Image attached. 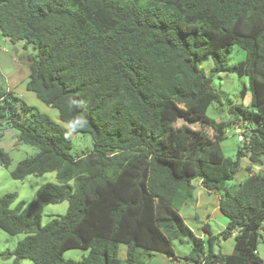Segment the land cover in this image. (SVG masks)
I'll use <instances>...</instances> for the list:
<instances>
[{
    "label": "trees",
    "instance_id": "1",
    "mask_svg": "<svg viewBox=\"0 0 264 264\" xmlns=\"http://www.w3.org/2000/svg\"><path fill=\"white\" fill-rule=\"evenodd\" d=\"M153 1L0 0L3 37L36 52L27 57V89L57 109L62 123L0 90V131L15 130L38 149L12 178L58 177L32 203L14 207L17 194L0 196V228L26 235L14 252L1 253L13 264H148L156 254L174 264L181 258L172 242L183 238L193 246L189 264H264V170H252L264 166V0ZM233 46L247 53L235 70L250 79L252 93V109L239 105L232 122L251 127L236 160L221 146L232 123L207 116L221 96L199 65L210 57L215 73L223 72ZM180 119L186 123L176 127ZM196 120L201 129L189 125ZM71 132L91 135L94 149L71 155ZM244 160L249 176L234 189ZM11 163L0 148V167ZM197 179L220 194L229 221L218 235L205 224L206 239L180 214L194 201ZM66 201L67 214L42 226L43 204ZM234 234V252L217 253ZM72 249L89 255L64 260Z\"/></svg>",
    "mask_w": 264,
    "mask_h": 264
},
{
    "label": "rangeland",
    "instance_id": "2",
    "mask_svg": "<svg viewBox=\"0 0 264 264\" xmlns=\"http://www.w3.org/2000/svg\"><path fill=\"white\" fill-rule=\"evenodd\" d=\"M125 1V0H120ZM127 1V0H126ZM145 6L154 5L153 0H142ZM169 10L174 9V6H169ZM36 52L32 47L25 49V43L19 42L16 44L11 43L8 39L3 37L0 31V90L13 91L17 96L25 100V102L40 112L49 115L54 121L61 123L59 118V112L57 109L47 106L42 103L35 93L27 89V83L29 80V62L27 57L34 55ZM247 57V53L239 46H233L228 55L227 69L221 73H215V64L213 59L205 57L200 60V68L205 71L209 76H213V87L215 91L221 96V102H215L209 107L207 116L215 120L218 123L226 122L232 123L236 118L235 114L237 107L243 105L252 109V93L250 89V79L245 77H239L236 73V65L244 61ZM246 91V92H245ZM197 118V117H196ZM186 121L180 119L175 126H181ZM243 120L236 121L228 126L226 131V139L222 141L221 146L225 152L226 157L236 160L238 146L240 145L238 139V126L243 125ZM201 121L196 120L192 124H189L195 129H201ZM235 124V125H234ZM1 128L0 148L6 151L11 159L12 163L9 167H0V196L7 193L17 194V199L14 207L24 201L26 203H32L37 201V191L46 184L58 183V177L56 172L47 173L43 176H29L23 181H18L12 178L11 173L17 167L20 161L34 156L38 149L21 143L18 139L19 134L10 128ZM207 134L213 136L214 130L211 128H204ZM73 141V149L71 155L74 157L84 155L88 151L94 149V141L89 134H75L70 133ZM250 163L244 160L242 163V169L237 175L236 179L230 183V186L234 189L242 183L248 176L247 167ZM257 167L253 168V173H257ZM264 169V166H263ZM74 186V182L71 183ZM69 204L63 202L58 205L43 204V219L42 226L49 224L54 218L62 217L67 214ZM189 207H184L180 210V213L187 218V223L190 228L198 235L202 232V223L195 219H191L189 214ZM213 233L218 235L224 230L222 225L217 219H212L210 222ZM260 243L258 252L261 258L264 260V223L263 228L260 231ZM25 234L10 235L0 228V264H13V259H5L1 256V253L14 252L20 241L25 239ZM174 250L179 257H186L193 251L192 243L188 238L175 239L172 242ZM221 247L217 245L215 251L221 252ZM127 248L121 246L120 257L122 260L126 258ZM89 255V251H83L80 249H72L64 254V260L80 261L84 257ZM185 255V256H183ZM162 257H157L150 261L149 264H162ZM21 264H34L31 260H25ZM178 264V263H174Z\"/></svg>",
    "mask_w": 264,
    "mask_h": 264
},
{
    "label": "crops",
    "instance_id": "3",
    "mask_svg": "<svg viewBox=\"0 0 264 264\" xmlns=\"http://www.w3.org/2000/svg\"><path fill=\"white\" fill-rule=\"evenodd\" d=\"M254 168H256V167H254ZM257 168H258L257 173H259V171H261V170H264L263 166L257 167ZM193 184L196 187L195 193H194V201L189 203L188 205H186L184 207H189L190 211L187 214H189L191 219L193 218V219L197 220L198 222L202 223L201 235L196 234L188 225L186 216L182 215L181 213L180 214L184 218L185 223L188 225V227L193 231V233L198 238L206 239V235L203 232V226L205 224L210 225L211 220L215 218L220 222V224L222 225V227L225 230L229 221L222 214V212L220 210V200H221L220 194H218L216 192H209L206 188L203 187V185H202L203 183H202L201 179L195 180L193 182ZM211 229H212V226H211ZM212 231H213V229H212ZM223 231H221V232H223ZM219 246L221 247L220 251L222 254H225V255L232 254L234 252V249H235V234L233 235L232 238H230L226 241H221L219 243ZM175 253L178 256L176 251H175ZM183 256H185V255H183ZM157 257H162L161 258L162 264H170L169 258L163 254H156L151 260L156 259ZM180 258H181L180 261L175 262V263L189 264L186 260H184L185 257H180ZM150 261L148 262V264L150 263Z\"/></svg>",
    "mask_w": 264,
    "mask_h": 264
},
{
    "label": "built area",
    "instance_id": "4",
    "mask_svg": "<svg viewBox=\"0 0 264 264\" xmlns=\"http://www.w3.org/2000/svg\"><path fill=\"white\" fill-rule=\"evenodd\" d=\"M243 125L238 126V139L239 141H243L246 134L250 133L251 127L248 122L242 123Z\"/></svg>",
    "mask_w": 264,
    "mask_h": 264
}]
</instances>
